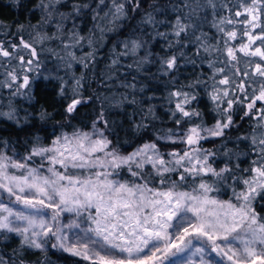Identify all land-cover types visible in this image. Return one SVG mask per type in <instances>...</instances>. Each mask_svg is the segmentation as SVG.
Masks as SVG:
<instances>
[{
  "label": "snow or ice",
  "instance_id": "obj_1",
  "mask_svg": "<svg viewBox=\"0 0 264 264\" xmlns=\"http://www.w3.org/2000/svg\"><path fill=\"white\" fill-rule=\"evenodd\" d=\"M14 2L19 4L20 0ZM141 3L72 0L69 7V0H38L32 9L40 13L36 25L17 22L13 33L11 26L0 22V34L14 35L18 40H0V57L7 58L4 64L17 61L3 73L6 79L0 80V88L9 89L12 100L23 97L31 103L35 82L57 80V96L63 101L66 121L60 127L71 128L49 143L34 136L23 155L9 141L0 140V239L14 234L20 244L11 256L0 255V264H25L23 253L46 254L50 250L76 257L78 264H264V205L257 208L264 201V27L259 23L264 0H240L238 7L243 11L234 15L244 16L242 21L214 19L212 26L220 34L215 44L206 33L197 32L201 14L208 9L215 14L216 0H180L171 5V11L177 13L172 22L157 19V14L166 13L153 0L151 11L140 20L145 28H152L150 39L165 40L168 49L193 44L196 56L213 57L208 62L211 84L197 78L169 92L167 102L174 105L169 118L174 127L155 126L154 107L141 109L144 115L138 123L132 122L131 131L148 139L127 153L120 150L116 124L107 118L104 105L119 109L124 103H136L135 99L96 97L101 107L91 122L80 127L71 124L93 97L84 95L83 76L65 79L58 74L59 69H71L73 63L88 68L96 57V44L129 19V12L138 11ZM88 12L94 25L85 36L76 22ZM236 24L242 25L238 47L230 43L238 39L237 31L225 27ZM45 26L54 30L45 31ZM159 26L170 31H159ZM257 28L260 35L253 34ZM243 37H247L246 43ZM52 41H59L64 55L52 48L38 50L37 45ZM256 41L260 45L253 48ZM85 45L91 50L77 57L74 50ZM119 46V52L113 48V66L121 57H135L138 68L151 62L148 41L137 36L136 30ZM45 51L59 61L54 76L41 71L40 54ZM257 57L258 61L253 59ZM180 58L196 63L183 51L166 54L156 61L159 75L173 74ZM201 84H205L216 115L210 126L194 106L198 102L195 89ZM12 100L6 111L0 110V119L20 126L19 110ZM237 106L243 109L241 120L254 121L250 131L235 142L250 148L253 159L248 168L233 165V157H239L226 147L228 133L236 126L233 112ZM30 116L25 112L23 123H28ZM51 117L41 105L36 118ZM217 141L220 149L204 147V142L215 145ZM220 152L224 166L214 167ZM125 172L131 179L122 177ZM222 192H230L227 199L220 198ZM62 213H72L73 218L62 223ZM37 264L51 262L45 258Z\"/></svg>",
  "mask_w": 264,
  "mask_h": 264
},
{
  "label": "rangeland",
  "instance_id": "obj_2",
  "mask_svg": "<svg viewBox=\"0 0 264 264\" xmlns=\"http://www.w3.org/2000/svg\"><path fill=\"white\" fill-rule=\"evenodd\" d=\"M71 2L72 0H69V7ZM94 2L95 0H93V3ZM36 3H38V0H20L19 4L15 3L14 0H0V22H3L7 26H11V31L13 33L15 32V25L17 22L24 25L29 23L36 25L40 16L38 10L35 12L32 11ZM179 3L180 0H170L167 3H157L166 13L164 15L157 14V19L167 20L169 22L174 21L177 13L171 11V5H178ZM216 3L217 8L215 10V14L211 9H208L206 13L201 14L202 23H200V28L197 32V35H199L200 32L206 33L210 43L212 44H215L220 39V34L217 32L216 28L212 26L214 19L218 20L220 17H231L234 20L241 21L244 19V16L235 17L234 15L235 11L237 10L243 11L242 8L238 7L240 0H216ZM105 11H107V9H105ZM146 11H151V8H148ZM146 11L142 12L137 17V19H132L129 17V19L124 21L116 31L107 32L103 40L96 44V57L89 64L88 68L83 67L81 64L73 63L71 69L60 68L58 71V74L60 76H64L65 79H68L69 76L72 75L76 77L83 76L84 95L85 97H93L92 103L82 107L76 118L71 121V124L74 126L80 127L91 122V119L95 116L96 111H98L101 107V103L95 99L96 97H100V100H103L104 97L111 98L113 96H127L130 100L135 99L136 103H124L119 109H109L107 104L104 105L107 118L110 121H114L116 124L117 132L119 133V146L122 148L133 136L131 135L132 122L138 123L141 117L144 115V113L141 112V109L146 110L150 106L154 107L155 116L157 117L152 121L154 125H156V121L160 116L166 118V121H169V109L174 107V105H170L167 102V97L170 91L187 85L197 78L206 81L208 85L211 84V80L209 78L212 76V69L208 67V62L209 60L213 59V57L207 56L203 53L200 56H196V46L193 44H188V46L184 48H180L179 45H177L172 49H168L165 40L159 38L150 39V34H152L153 31L152 28H145V26L140 24V20ZM102 14L103 13H101V15ZM91 15L92 13L88 12L87 15H82L76 22L78 30L82 35H90V30L94 25ZM205 15L206 20L204 19ZM259 23L262 27H264V14L261 15ZM225 27L229 30L237 31L238 39L230 43L235 44L238 47L241 42L239 36L242 25H226ZM44 30L51 32L54 30V28H48V26H45ZM133 30H136L137 36H142L143 39L148 41V50L153 53V56L150 57L151 62L144 64L142 67H140V70L145 74H152L154 78L149 77L146 79L147 81L142 84H138L139 82L134 80L131 69L128 67H124L122 75L118 78H115V76L113 77V73L110 71L112 67L111 61L114 58V46L116 52L121 51L119 42L132 35ZM158 30L165 32L170 31L167 26H159ZM28 31H31V29H28ZM253 34L260 35L261 29H255ZM24 35L27 39L28 32L26 31ZM0 40L5 41L6 43L7 41H14L18 43V40L14 35L0 34ZM243 42H247V37H243ZM185 43H187V41H185ZM259 45L260 41H256V43L253 45V48ZM40 47L52 48L61 55H64L59 41L45 42V44L42 46L37 45L38 50ZM90 50L91 49L85 45L83 49L77 48L74 51L76 56L80 57L85 55ZM180 51H183L187 58L194 59L196 63H185V59L180 58L178 59L179 68L173 74L167 77L160 76L158 71L160 65L156 61L166 54L179 55ZM140 55H143V51L140 53ZM40 59L42 61L41 71L44 75L51 74L54 76L57 74L53 71V69L57 68L59 61L51 53L47 51L42 52L40 54ZM253 59L257 61L259 60L258 57ZM6 60L7 58L0 57V64H4ZM16 64L17 61L15 59H11L10 63L4 64V67H0V80L6 79L3 73L6 70H10L11 67L15 66ZM241 66L243 67V64ZM65 72L68 73L67 76L65 75ZM173 78L175 79V83H172ZM130 80L136 84L130 83ZM58 83L59 82L55 79H41L35 82L33 84V95L35 99L31 103H29V101L23 97H17L15 100H12L9 89L0 88V110L6 111L8 102L12 100L15 107L19 110V116L21 117L20 126H17V124L13 121L0 119V140H7L14 146L15 138L12 135L13 131H21L23 128L31 126L34 122L63 121V101L57 96ZM126 85H135V88L126 87ZM39 87L44 88L47 90V92H49L52 97L51 101H47L46 99L40 98L38 96L37 91ZM142 88L143 91H140ZM207 90H210V88ZM195 91L198 95V102L194 106L203 114L204 122L210 126L215 122L216 115L212 111L213 105L206 94L205 84H201L197 89H195ZM41 105L52 113V117L50 119L40 120L36 118ZM25 112L31 114L28 123H23ZM241 116H243V109L237 106L234 109L233 118L234 121L239 125V131L232 138L228 139L226 147L237 153L239 157L238 159L237 156L233 157V165L239 163L241 168H248L250 166L251 160L253 159V156L250 153V148L246 143L237 144L235 142L237 137L242 136L250 131L254 121L249 120L248 118L241 120ZM149 119L151 118L149 117ZM120 125L123 127L120 128ZM204 147L209 149H220L222 145L221 142H216L215 145H213L211 142H204ZM244 153H248V155H244ZM20 154L23 155L22 153ZM224 162L225 160L223 154L220 152L217 156L214 167H223ZM219 195L220 198L227 199L230 195V192H222ZM5 202H7V199H5ZM13 207H22V205ZM72 218V213L61 214L62 223H67ZM83 226L85 225H82V227ZM8 235L9 238L7 240L0 239V255H4L5 257L11 256L14 250H18L20 248L19 237L15 236L14 234ZM23 256L25 264H37L38 261H44L45 258L50 261L51 264H78V258L71 257L66 253H60L59 251L55 250H50L46 254L38 251H27L23 253ZM225 264H227V262H225Z\"/></svg>",
  "mask_w": 264,
  "mask_h": 264
},
{
  "label": "trees",
  "instance_id": "obj_3",
  "mask_svg": "<svg viewBox=\"0 0 264 264\" xmlns=\"http://www.w3.org/2000/svg\"><path fill=\"white\" fill-rule=\"evenodd\" d=\"M170 0H155L156 3H167ZM153 3V0H142L141 3V7L138 11L135 12H129V17H131L132 19H137V17L144 11L148 10L149 5H151ZM129 65H131V67H129ZM124 67H128L131 69V73L134 76V80H136L137 82H139L138 84H142L145 83L147 80V78H151L153 77L152 74L148 73L145 74L143 73L140 68H138L136 66V58L135 57H121L120 58V63L117 65H112L110 71L113 73V77L115 76V78H118L122 75ZM154 78V77H153ZM132 84H136L133 81H129ZM38 96L40 98H44L47 101H51L52 97L49 94V92H47L46 89L39 87L38 88ZM166 118L160 116L158 118V120L156 121V125L157 127H174V125L172 124V121H166ZM66 121H42V122H34L31 126L23 128L21 131H17L12 133L13 137L15 138V143H14V147L16 149V151L24 154L26 151V147L28 146L27 142L30 141L34 136L38 135L43 142L45 143H49L51 141V139L55 136V135H59L61 133V131H71V129L69 127H64L63 129L60 127L61 124H65ZM239 131V125L236 123V126L233 127L229 133L228 136L229 138H232L234 135H236ZM132 138L124 145V147H120V150L124 153L130 152L133 150V148L142 142V140H146L148 139L147 136H137L134 135L133 133H131ZM114 139V143L115 138ZM220 143V141H217ZM171 147V146H170ZM179 147H183V145H180ZM170 150V148L165 149V151ZM122 177L125 179H131V177H129L127 175V173H122ZM261 205H264V201H261L260 204L257 205L258 210H260ZM262 214H264V212H262Z\"/></svg>",
  "mask_w": 264,
  "mask_h": 264
}]
</instances>
